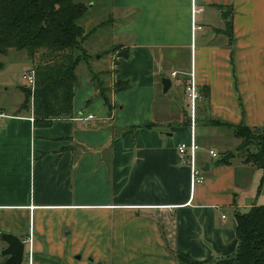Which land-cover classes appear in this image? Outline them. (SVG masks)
Segmentation results:
<instances>
[{"label":"crops","instance_id":"obj_1","mask_svg":"<svg viewBox=\"0 0 264 264\" xmlns=\"http://www.w3.org/2000/svg\"><path fill=\"white\" fill-rule=\"evenodd\" d=\"M193 1L113 0V49L128 56L79 65L71 117L46 124L32 101L0 104V235L24 241L31 264H234L235 215L264 206V171L236 157L241 142L218 150L213 138L233 132L206 120L264 128V0H195V31ZM14 68L21 81L34 64ZM7 70L0 85L14 84ZM191 81L209 89L194 135L210 168L194 188L177 151L193 137Z\"/></svg>","mask_w":264,"mask_h":264},{"label":"trees","instance_id":"obj_2","mask_svg":"<svg viewBox=\"0 0 264 264\" xmlns=\"http://www.w3.org/2000/svg\"><path fill=\"white\" fill-rule=\"evenodd\" d=\"M88 12V6L74 0H0V54L25 51L33 62L36 86L33 93L23 89L22 109L32 101L37 121L48 124L72 115L74 90L79 80L77 68L93 58L85 48L90 35L79 24ZM227 27L232 36V19L228 20ZM124 56H128L127 51ZM3 68L0 61V70ZM99 89L100 96L110 106V89L102 83ZM200 93L208 99V88ZM206 121L208 125H222L232 130L234 137L241 140L238 151L243 161L264 171V128L230 127L209 118ZM235 217L239 246L234 264H264V206H255L247 213L237 212Z\"/></svg>","mask_w":264,"mask_h":264},{"label":"rangeland","instance_id":"obj_3","mask_svg":"<svg viewBox=\"0 0 264 264\" xmlns=\"http://www.w3.org/2000/svg\"><path fill=\"white\" fill-rule=\"evenodd\" d=\"M74 2L85 4L89 8L87 15L79 21V24L84 27L86 32L90 35L85 43L88 54L91 55V57L96 56V58L102 55L101 66L103 69H108L110 60L116 62L120 56H124L126 51L120 48L113 49L115 44H117L113 39V31L119 27H117V25L116 27L115 25L113 26L114 21H110L113 0H74ZM112 49L113 51H110ZM27 56V52L16 50H10L7 55L0 54V61L8 67L9 70H7L6 73L12 76L11 82L14 83L0 85V104L11 105L16 101L25 99V93L22 91L19 84H23V89H27V86H24L22 78L21 81H18L19 73L17 70H14V67L19 65ZM10 70L12 72H10ZM185 91V93L188 94L187 87ZM225 132V135L221 134L213 138V144L218 147V150L224 151L225 148L223 145L226 143L241 142V140H236L228 130H225ZM221 144H223L222 147ZM236 157H240V152H236ZM27 260H29V264L32 263L33 258L31 254ZM27 260L25 258L24 264H27Z\"/></svg>","mask_w":264,"mask_h":264},{"label":"built area","instance_id":"obj_4","mask_svg":"<svg viewBox=\"0 0 264 264\" xmlns=\"http://www.w3.org/2000/svg\"><path fill=\"white\" fill-rule=\"evenodd\" d=\"M203 9L198 8L197 4L195 3V0L192 4V13H193V29L194 31L196 29H200V27H197L195 24V16L199 13H201ZM173 76H177V73H174ZM22 80L26 84V86L31 90L33 93L36 86V70L34 68H31L23 73ZM187 96L190 100V109H191V120H192V141L190 144L182 143L178 146V159L181 165L188 166L191 171V184L194 188L196 185L202 184L206 181V173L203 170V166L199 162L198 158V152L200 150V147L195 139V123H196V110L198 107V103L200 99H202L200 90L196 83L194 81H191L190 84L187 87ZM8 116H6L4 113L0 112V128L2 125V122L4 119H6ZM95 117L93 115H87V116H81V121H92ZM34 120V119H32ZM210 155L213 158H218V154L215 151H210ZM30 244L31 239L28 241Z\"/></svg>","mask_w":264,"mask_h":264},{"label":"water","instance_id":"obj_5","mask_svg":"<svg viewBox=\"0 0 264 264\" xmlns=\"http://www.w3.org/2000/svg\"><path fill=\"white\" fill-rule=\"evenodd\" d=\"M163 92L166 94L172 87V81L169 78L162 79ZM234 157V153L231 151L226 154L222 160L229 161ZM210 168L209 164H206L203 170L208 172ZM0 240L6 243L4 249H0V258H6L5 264H23L26 256V243L19 237L3 233L0 235Z\"/></svg>","mask_w":264,"mask_h":264}]
</instances>
